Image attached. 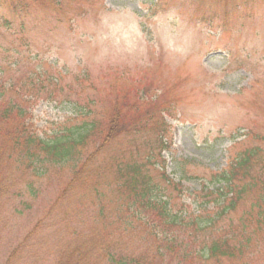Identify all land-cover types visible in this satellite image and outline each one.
I'll return each mask as SVG.
<instances>
[{
    "label": "rangeland",
    "instance_id": "1",
    "mask_svg": "<svg viewBox=\"0 0 264 264\" xmlns=\"http://www.w3.org/2000/svg\"><path fill=\"white\" fill-rule=\"evenodd\" d=\"M7 19L8 27H0V83L17 89L10 98H36L23 103L44 137L80 124L76 111L89 112L95 94L107 116L116 107L127 111L139 92L150 99L148 112L158 101L165 109L160 131L169 142L166 163L147 169L151 181L168 187L175 207L196 210L205 203L197 194L204 182L211 189L224 185L212 172L248 154L261 164L249 173L260 176L264 189V0H43L25 7L20 0H0V24ZM158 135L148 129L118 135L92 156L67 193L69 170L35 178L26 166L6 167L0 264H61L75 259L79 247L99 248L90 241L107 237L103 231L112 228L104 208L119 203L113 193L118 158L130 161L140 154L144 161ZM184 159L193 161L188 172L201 178L175 189L161 169L171 180ZM262 189L244 196L231 214L234 221L256 213L253 203ZM253 231L250 257L215 264H264V225ZM152 242L138 233L124 236L116 247L154 255L158 245ZM173 255L155 264H203L195 257L179 262ZM106 258L102 253L90 264H105Z\"/></svg>",
    "mask_w": 264,
    "mask_h": 264
},
{
    "label": "trees",
    "instance_id": "2",
    "mask_svg": "<svg viewBox=\"0 0 264 264\" xmlns=\"http://www.w3.org/2000/svg\"><path fill=\"white\" fill-rule=\"evenodd\" d=\"M20 1L24 7L43 2ZM8 25L7 19L0 27ZM41 77L40 75L38 78ZM1 79L0 74V81ZM32 82L38 86L36 78ZM13 89L11 84L0 83V198L7 191L3 182L6 167L26 166L31 169L35 178H43L53 169L69 170L73 178L63 190V193H67L73 191L74 183L87 167V162H91L92 156L101 151L109 141L117 139L118 135L139 134L145 129L157 130L159 134L152 150L148 151L146 157H142L144 161H140V154L131 155L130 161L122 159V156L118 158L116 170L119 175L114 182L117 183V188L113 193H118L116 200L119 203L113 210L104 208L107 211L104 217L109 219V226L112 228L110 233L103 231L107 237L90 241L91 246L93 244L99 248L82 251L79 247L75 250L78 251L75 259H67L61 264H90L96 262L102 253H106L107 258L103 259L105 264H155L157 259L171 253H174L172 259H179V262L184 258L195 257L201 259L203 264L250 257L251 246L256 243L253 227L262 228L264 225V195L256 198L253 203L256 213L246 215L238 221H234L231 214L248 192L256 195L263 187V183L258 181L260 176L249 173L250 168L255 169L261 165L251 161L252 154L241 156L231 162L228 168L212 172L211 177L224 185L211 189L204 182L197 194L205 199V203L196 210H180L174 206L172 197L166 192L168 187L151 181L148 175L147 168L150 164L166 163L163 151L169 148L167 136L160 131V125L164 124L165 110L162 102L158 101L152 107L153 113L148 112L144 106L150 99L147 94L138 92L135 94L136 100L130 101L127 111L122 110L125 115L116 107L114 110L110 109L106 116L100 108L103 106L98 94H95L93 100L88 102L89 112L82 107L76 111L83 118L80 124L69 125L44 137L31 121L30 107L23 103L28 104L36 98L28 101L11 99L9 92H14ZM14 93H17V89ZM101 114L103 119H96ZM191 162L193 161L189 159L179 162L173 170L171 180L162 168L166 183L175 185L177 189L182 186L183 181L200 179L198 174L188 172L187 167ZM94 193L95 199L102 196L97 190ZM120 193L123 194L120 196ZM30 194L35 195L34 192ZM62 197L60 195L58 199ZM138 233L158 245L157 254L136 255L134 252L117 249L116 246L121 244L124 236ZM197 245L201 249H195Z\"/></svg>",
    "mask_w": 264,
    "mask_h": 264
}]
</instances>
